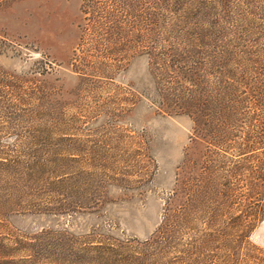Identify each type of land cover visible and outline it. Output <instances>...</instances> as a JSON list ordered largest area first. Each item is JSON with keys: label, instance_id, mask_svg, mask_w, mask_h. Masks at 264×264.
Here are the masks:
<instances>
[{"label": "rangeland", "instance_id": "rangeland-1", "mask_svg": "<svg viewBox=\"0 0 264 264\" xmlns=\"http://www.w3.org/2000/svg\"><path fill=\"white\" fill-rule=\"evenodd\" d=\"M139 1L0 0V260L130 264L182 170L184 228L166 252L181 264H264V220L248 229L264 216V0H248L246 70L233 75L246 101L224 115L206 75L214 109L190 154L193 119L143 93L138 37L108 39L93 13L134 22Z\"/></svg>", "mask_w": 264, "mask_h": 264}, {"label": "trees", "instance_id": "trees-1", "mask_svg": "<svg viewBox=\"0 0 264 264\" xmlns=\"http://www.w3.org/2000/svg\"><path fill=\"white\" fill-rule=\"evenodd\" d=\"M89 2L91 5L99 4V0ZM139 3H147L148 6L140 8L135 14L137 20L130 23L124 14L118 21V14L111 12L110 8L96 6L93 13L101 21L108 39L116 41L138 37L137 48L147 58L151 80L150 92L143 93L159 112L186 114L193 119L190 154L197 150L202 114L207 112L205 115L211 119L214 109L212 90L205 105L202 99V83L206 75L217 77L220 92L217 96L223 104L224 115L235 110L238 112L239 106L246 101L241 97L242 91L236 96L238 91L233 75L235 72L243 75L246 70L249 1L140 0ZM183 181L181 170L155 234L130 260V264H169L172 260L170 255L174 254L177 256L172 264L183 263L180 251L166 252L168 247L177 244L175 240L184 228ZM195 203L194 198L193 208L197 205ZM263 220L264 216L260 220L252 218L248 222L249 231L252 232ZM19 260H0V264L31 262L29 258Z\"/></svg>", "mask_w": 264, "mask_h": 264}]
</instances>
